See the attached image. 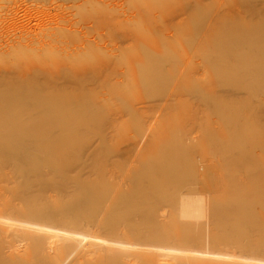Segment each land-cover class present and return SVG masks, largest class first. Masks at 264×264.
<instances>
[{
    "label": "bare ground",
    "instance_id": "obj_1",
    "mask_svg": "<svg viewBox=\"0 0 264 264\" xmlns=\"http://www.w3.org/2000/svg\"><path fill=\"white\" fill-rule=\"evenodd\" d=\"M241 9L234 17L245 26L264 24V0ZM15 28H0V264H264V153L249 141H264V113L221 158L204 118L169 147L115 154L99 133L124 121L95 102L104 89L109 99L126 94L135 68L114 84L121 53L94 40L61 55L58 30L11 38ZM168 44L146 34L127 48L133 62L152 54L140 67L157 74L142 80L151 90L161 87ZM147 109L127 110L150 126ZM206 124L209 138H196Z\"/></svg>",
    "mask_w": 264,
    "mask_h": 264
},
{
    "label": "rangeland",
    "instance_id": "obj_2",
    "mask_svg": "<svg viewBox=\"0 0 264 264\" xmlns=\"http://www.w3.org/2000/svg\"><path fill=\"white\" fill-rule=\"evenodd\" d=\"M250 1L0 0V28L9 23L16 26L11 38L30 30L46 35L58 30L61 55L79 53L88 41L96 40L99 51L122 55L110 68L114 84L120 73L135 68L137 81H132L126 94L109 99L110 93L104 89V101L95 102L97 109L108 108L117 120L124 121V125L99 133L115 154L117 148L132 147L138 153L149 152L157 141L169 147L171 140L186 137L197 118H204L218 131L211 148L221 158L222 147L232 139L236 147L247 139L246 124L249 130L254 128L253 120L261 124L264 113V24L256 20L253 27L245 26L234 17ZM146 34L154 41L158 37L166 40L171 47L158 57L165 64L159 72L157 86L161 87L155 90L142 85V80L157 74L140 68L154 64L151 52H147L151 54L148 58L143 54L141 61L133 62L134 51L127 49ZM178 81L181 84L176 87ZM225 91L237 99L225 98ZM169 92L175 96L174 102L167 98ZM131 107H148L155 114L150 126L147 118L135 122L140 119H132L127 110ZM207 129L208 124L200 127L201 134L195 137L209 138ZM260 131L264 133L261 125ZM252 140L251 150L264 153L263 139Z\"/></svg>",
    "mask_w": 264,
    "mask_h": 264
}]
</instances>
